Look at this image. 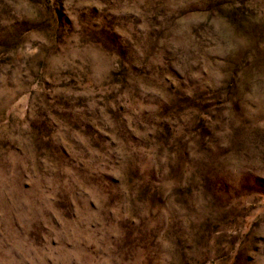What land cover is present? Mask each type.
Here are the masks:
<instances>
[{"label":"rangeland","instance_id":"rangeland-1","mask_svg":"<svg viewBox=\"0 0 264 264\" xmlns=\"http://www.w3.org/2000/svg\"><path fill=\"white\" fill-rule=\"evenodd\" d=\"M0 264H264V0H0Z\"/></svg>","mask_w":264,"mask_h":264}]
</instances>
